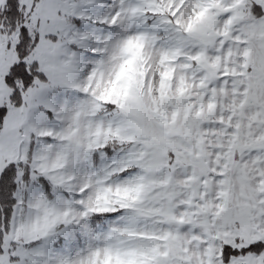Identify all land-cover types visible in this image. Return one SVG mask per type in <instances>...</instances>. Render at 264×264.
<instances>
[{"label": "snow or ice", "instance_id": "6c2138e0", "mask_svg": "<svg viewBox=\"0 0 264 264\" xmlns=\"http://www.w3.org/2000/svg\"><path fill=\"white\" fill-rule=\"evenodd\" d=\"M0 264H264V0H0Z\"/></svg>", "mask_w": 264, "mask_h": 264}]
</instances>
